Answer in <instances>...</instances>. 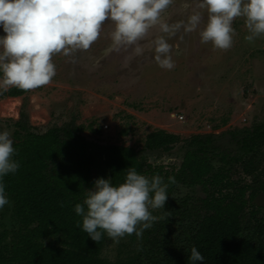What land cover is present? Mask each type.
<instances>
[{"label": "rangeland", "instance_id": "obj_1", "mask_svg": "<svg viewBox=\"0 0 264 264\" xmlns=\"http://www.w3.org/2000/svg\"><path fill=\"white\" fill-rule=\"evenodd\" d=\"M198 2L173 0L161 13V21L169 25L186 23L198 10ZM199 11L202 22L195 31L186 32L181 27L169 36L160 31L159 25L152 27L138 42L144 48L140 56L132 47L114 49L110 38L114 24L106 21L100 37L88 50L53 56L56 75L49 84L29 90L16 100L0 97V131H8L15 143V123L21 112L37 134L74 122L81 127L79 136L94 181L109 178L110 146L136 149L145 166L159 167L156 175L161 177L179 170L190 149L188 142L195 136H212L217 156H238L241 135L237 131L264 124V36L246 40L249 33L244 18L237 17L232 25L235 34L231 48H214L211 42L201 43L199 31L206 24L207 13ZM0 35H4L2 29ZM159 36H165L171 46L175 64L172 70L160 68L154 59L153 41ZM157 130L177 135L182 141L170 153L144 152L147 135ZM254 162L251 178L240 170L235 178L245 183L254 179L264 182V146ZM171 194L177 203L184 199L196 203L204 197L200 187L184 185H177ZM8 200L9 204L0 210V235L6 234V242L19 229L12 201ZM161 212L153 210V215L161 217ZM160 220L139 240L132 234L115 243L106 236L101 257L115 263L144 254L153 237L159 243L166 240L168 252L182 245L191 221L176 220L173 227L163 225V235L156 236L151 232L155 225L159 227Z\"/></svg>", "mask_w": 264, "mask_h": 264}, {"label": "trees", "instance_id": "obj_2", "mask_svg": "<svg viewBox=\"0 0 264 264\" xmlns=\"http://www.w3.org/2000/svg\"><path fill=\"white\" fill-rule=\"evenodd\" d=\"M28 92L12 87L0 97L19 98ZM19 116L15 123L13 158L20 167L15 174L3 178L19 229L10 242L5 241V233L0 235V264H190L188 257L193 246L204 256L203 264H264V240L258 237L255 244L240 238L246 189H237L227 180L231 162L240 164L248 173L251 158L229 160L223 154L219 158L221 165L215 167L213 162L218 156L214 154L212 136L191 138L179 171L163 176L165 183L169 177L175 178V183L169 184V197L161 212L164 216L168 211V218L161 219L159 227L155 225L151 232L162 236L163 225L173 227L176 220L191 221L187 239L168 252L167 241L159 243L153 237L146 253L112 263L101 257L106 235L97 243L82 226H77L78 221L82 225V218L76 215L74 207L83 202L85 190L94 184L87 151L79 136L81 127L71 122L37 134L27 125L26 114L21 112ZM237 133L242 136L244 153L254 155L264 144V124ZM181 141L177 135L157 130L147 135L143 151L168 153ZM129 167L147 177L159 172L151 165L145 166L136 149L110 146L107 169L114 185L124 181ZM177 184L201 186L206 197L196 205L187 199L177 203L171 195ZM231 187L234 192L237 189L233 195L227 190ZM262 228L264 225L257 229Z\"/></svg>", "mask_w": 264, "mask_h": 264}, {"label": "clouds", "instance_id": "obj_3", "mask_svg": "<svg viewBox=\"0 0 264 264\" xmlns=\"http://www.w3.org/2000/svg\"><path fill=\"white\" fill-rule=\"evenodd\" d=\"M173 0H0V94L15 87L29 91L49 84L56 75L55 54L69 56L77 50H88L100 37L106 21L114 24L110 38L114 49L132 47L136 56L143 55L138 43L148 31L159 25L169 36L181 27L186 32L199 28L202 14L207 21L199 31L201 43L227 50L233 44V21L244 18L248 41L264 36V0H199L197 9L187 19L169 25L161 21V13ZM154 59L162 69L175 67L171 46L165 36L154 41ZM8 131H0V210L9 204L3 178L15 174L19 162ZM174 177L165 183L160 175L151 178L134 167L127 168L124 181L118 185L112 178H97L85 190L82 203L74 211L82 218L77 226L95 242L106 235L115 243L135 234L141 239L159 219L153 210L164 209L169 197L167 189ZM190 264H203L204 256L191 248Z\"/></svg>", "mask_w": 264, "mask_h": 264}, {"label": "flooded vegetation", "instance_id": "obj_4", "mask_svg": "<svg viewBox=\"0 0 264 264\" xmlns=\"http://www.w3.org/2000/svg\"><path fill=\"white\" fill-rule=\"evenodd\" d=\"M241 139H242V136H241ZM241 139H240V150H241V153L238 156H228L227 155V158L229 160H232L234 158H245V159H247V157L248 158H251L252 161H253L252 162V167L249 170V172L247 173V172H245L242 169V167H241L240 164H236L234 162H231V164L229 166L232 167V170L228 174V179L227 180H229L231 184L234 183V185H236L235 188H237V189H239L241 187H244L246 189V191H245V197H244V200L246 202V205H245L244 214H243V217H242V220H241V222H242V232L240 233V238L250 240L253 243L257 244V238L258 237H260L262 240H264V228H262V230L257 229L261 225H264V207L257 206L254 203V201L260 195H263L264 194V182L261 181V180H259V179L258 180L257 179H254V180H251L250 183H245V182H242L241 179H236L235 178V175L237 174V170H240L245 177H250L251 178V175H253V173H254V168L253 167H254V163H255L254 162L255 161V156L257 155V153L259 152V150L264 146V144H262L261 146H259L258 149H257V151H255L254 155H252V153H244V152H242V142H241ZM15 142H16V140H15ZM172 151H170V152H172ZM170 152H168V153H170ZM220 157H221V155H218V157L215 158V160L213 162L214 166H215V162H218L219 163V158ZM220 165H221V162L219 163V166ZM152 166H153V168L159 169V167H156L154 165H152ZM224 182H226V180ZM177 185H183V184H177ZM184 186H187V185H184ZM187 187H189V186H187ZM194 187H200L201 190H202V187L201 186H194ZM174 189H172L171 193L173 192ZM237 189H236V192H237ZM227 190L230 191L231 195H233L234 193H236V192H234V189L232 187L231 188H228ZM202 192H203V190H202ZM203 194H204V197L203 198H200V199H205L206 193L203 192ZM224 194H226V190H224ZM252 194H254L253 197H252ZM172 198H173V196H172ZM200 199H198V200H200ZM173 200H175V199L173 198ZM175 201H177V200H175ZM188 202L191 203V204L193 203L191 200H188ZM197 203H198V201L196 203H193V204L196 205ZM246 233L249 234V235H246Z\"/></svg>", "mask_w": 264, "mask_h": 264}, {"label": "water", "instance_id": "obj_5", "mask_svg": "<svg viewBox=\"0 0 264 264\" xmlns=\"http://www.w3.org/2000/svg\"><path fill=\"white\" fill-rule=\"evenodd\" d=\"M254 203L259 206V207H264V194L260 195L255 201Z\"/></svg>", "mask_w": 264, "mask_h": 264}, {"label": "bare ground", "instance_id": "obj_6", "mask_svg": "<svg viewBox=\"0 0 264 264\" xmlns=\"http://www.w3.org/2000/svg\"><path fill=\"white\" fill-rule=\"evenodd\" d=\"M11 99H15L16 100L17 98H11Z\"/></svg>", "mask_w": 264, "mask_h": 264}]
</instances>
